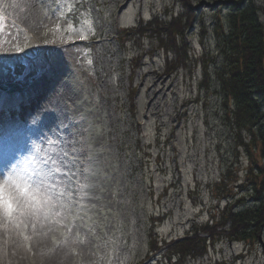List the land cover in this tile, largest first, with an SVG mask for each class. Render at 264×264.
I'll use <instances>...</instances> for the list:
<instances>
[{
    "label": "rangeland",
    "instance_id": "374dc122",
    "mask_svg": "<svg viewBox=\"0 0 264 264\" xmlns=\"http://www.w3.org/2000/svg\"><path fill=\"white\" fill-rule=\"evenodd\" d=\"M174 1L0 0V87L16 84L28 97L53 79L41 105L18 124L13 146L23 153L34 143L67 165L56 215L0 219V264H146L151 218L165 217L156 228L161 239L183 238L193 221L209 219L218 205L211 187L228 169L230 185L243 186L247 154L225 117L216 74V14L225 19L230 0H191L199 11L186 36L189 60L169 76L164 66L174 56L151 51L156 43L116 42L139 19L166 8L178 13ZM254 2L264 24V0ZM234 194L249 201L244 187ZM261 239L254 247L221 240L186 264H264V226Z\"/></svg>",
    "mask_w": 264,
    "mask_h": 264
},
{
    "label": "trees",
    "instance_id": "16d2710c",
    "mask_svg": "<svg viewBox=\"0 0 264 264\" xmlns=\"http://www.w3.org/2000/svg\"><path fill=\"white\" fill-rule=\"evenodd\" d=\"M176 3L180 6L178 13L166 8L147 21L139 19L135 26L121 29L116 36L121 48L127 47L128 42L139 46L142 40H149L157 44L151 51L173 54L174 58L165 62V76L187 65L190 49L186 36L198 20L199 8L191 0H175ZM224 5H228V14L223 19L217 11L214 30L217 55L222 58L216 73L217 88L223 95L225 117L238 148L247 154L244 184L230 185L228 169L211 187V196L218 205L209 219L193 221L183 238L161 239L156 228L165 217L151 218L146 264H186L202 258L209 246L214 247L221 240L250 247L260 243L264 226V24L259 20L262 10L254 0H230ZM204 34L203 28L201 36ZM140 56L133 60L132 75L140 67ZM209 75L204 65L203 82L209 80ZM134 94L131 91L129 95L131 114L135 111ZM242 131L247 132V138H241ZM243 187L250 195L248 202L234 194L235 189ZM222 201L225 205L220 207Z\"/></svg>",
    "mask_w": 264,
    "mask_h": 264
},
{
    "label": "snow or ice",
    "instance_id": "6c2138e0",
    "mask_svg": "<svg viewBox=\"0 0 264 264\" xmlns=\"http://www.w3.org/2000/svg\"><path fill=\"white\" fill-rule=\"evenodd\" d=\"M15 51L24 49L16 46ZM3 71L14 72L15 68L6 67ZM7 103L5 99L6 107ZM18 132V122L7 111L0 113V152L5 156L0 163V219L12 223L47 219L64 207L61 177L67 175V165L58 153L43 152V148L38 149L31 142L22 153L13 146ZM48 143L54 141L48 140Z\"/></svg>",
    "mask_w": 264,
    "mask_h": 264
},
{
    "label": "bare ground",
    "instance_id": "6f19581e",
    "mask_svg": "<svg viewBox=\"0 0 264 264\" xmlns=\"http://www.w3.org/2000/svg\"><path fill=\"white\" fill-rule=\"evenodd\" d=\"M53 79L50 77L49 79H48V77H47V79H46V83H40L39 84V86H34L33 88H32V90H34L35 92H37V93H41L42 92V95L39 97V99H44V94L47 92H45L44 91V89L46 88V86H47V84L50 82V81H52ZM22 95V94H21ZM15 95H11V98H13ZM39 99L37 100V101H39ZM50 98H48V100H49ZM15 102H17L18 103V101L19 100H17V98L15 97L14 99H13ZM11 101V102H14V101ZM3 101H5L4 100V98H0V104L2 103V104H5V102H3ZM8 101V103L7 104H9V111H10V113L12 114V115H16V113L14 112V109L12 108V104H11V102H9L10 100H7ZM50 101V100H49ZM49 101H48V103H49ZM25 103L26 102H24V100H21V104L22 105H25ZM44 104H45V102L42 104V106L40 107V109H42V107L44 106ZM50 104H51V102H50ZM37 110V109H36ZM40 110L38 109V112H39ZM2 112H5L4 110H2ZM1 112V113H2ZM17 119H20L18 116L16 117V120Z\"/></svg>",
    "mask_w": 264,
    "mask_h": 264
},
{
    "label": "water",
    "instance_id": "95a60500",
    "mask_svg": "<svg viewBox=\"0 0 264 264\" xmlns=\"http://www.w3.org/2000/svg\"><path fill=\"white\" fill-rule=\"evenodd\" d=\"M0 89L2 91H6V92H14V91L18 90L19 87L16 86L15 84H4L0 87ZM260 242H261V237H260Z\"/></svg>",
    "mask_w": 264,
    "mask_h": 264
}]
</instances>
